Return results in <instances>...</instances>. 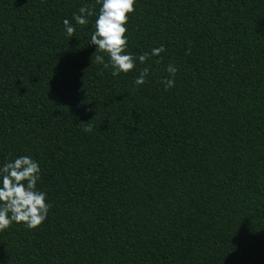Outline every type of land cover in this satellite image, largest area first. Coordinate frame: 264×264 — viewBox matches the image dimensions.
<instances>
[{"label":"trees","instance_id":"1","mask_svg":"<svg viewBox=\"0 0 264 264\" xmlns=\"http://www.w3.org/2000/svg\"><path fill=\"white\" fill-rule=\"evenodd\" d=\"M82 6L0 0V165L35 158L51 204L0 264H264V0H137L127 51L165 50L116 77Z\"/></svg>","mask_w":264,"mask_h":264},{"label":"clouds","instance_id":"2","mask_svg":"<svg viewBox=\"0 0 264 264\" xmlns=\"http://www.w3.org/2000/svg\"><path fill=\"white\" fill-rule=\"evenodd\" d=\"M137 0H96L99 10L82 6L79 14H73L76 25H87L88 17L95 15L94 30L90 34L89 44L96 47L95 52L107 54V62L103 55H97L96 61L104 67H111V75L116 77L133 70L137 62L145 63L149 56H159L164 46L152 48L149 53L134 55L127 51V23L130 14L135 11ZM66 35L72 36L74 25L63 20ZM168 76L162 80L165 90L175 86L176 66L169 64L165 68ZM149 69L145 67L134 80L135 85H143ZM84 132L91 131L85 127ZM41 179L39 162L30 155H18L0 165V230L11 224H23L28 229L41 225L48 217L51 204L47 193L37 187Z\"/></svg>","mask_w":264,"mask_h":264}]
</instances>
